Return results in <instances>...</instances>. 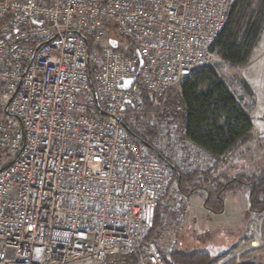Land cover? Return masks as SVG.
Masks as SVG:
<instances>
[{
    "label": "built area",
    "instance_id": "obj_1",
    "mask_svg": "<svg viewBox=\"0 0 264 264\" xmlns=\"http://www.w3.org/2000/svg\"><path fill=\"white\" fill-rule=\"evenodd\" d=\"M229 1L0 0V149L12 157L0 170V264H123L138 250L140 264H166L149 232L173 178L157 153L177 143L176 123L150 147L127 127L225 63L210 48Z\"/></svg>",
    "mask_w": 264,
    "mask_h": 264
},
{
    "label": "trees",
    "instance_id": "obj_2",
    "mask_svg": "<svg viewBox=\"0 0 264 264\" xmlns=\"http://www.w3.org/2000/svg\"><path fill=\"white\" fill-rule=\"evenodd\" d=\"M109 28L113 33V26L109 25ZM263 29L264 0H230L225 28L210 48L212 54L227 64L217 65V71L226 82L213 69H200L186 77L176 91H170L173 95L166 103L169 114L163 111L159 115L162 117L167 113L172 118L178 117L182 137L215 159L214 167L205 172L183 175L175 167L172 169V182L176 183L178 193L187 199L199 196L203 199L204 209L213 214L222 213L227 196L244 191L247 192L249 211L264 214L263 170L250 176L233 177L219 172L221 165L254 140L253 125L248 115L256 99L250 87L240 80L236 68L248 66ZM144 108L146 111L157 108L151 95H144ZM142 117L143 120L150 118L148 114ZM142 125L144 132L139 134L127 127V133L150 147L155 132L145 122ZM258 137L264 138V134ZM157 157L162 158L159 153ZM160 210L159 202L153 228L149 232V237L154 240L155 230L160 228ZM259 232L260 242L264 245V217ZM252 241L248 239L247 244ZM233 250L217 256L208 252L171 251L163 258L166 264H264V247L244 252L236 258H231ZM140 261L141 252L138 250L123 264H140Z\"/></svg>",
    "mask_w": 264,
    "mask_h": 264
},
{
    "label": "rangeland",
    "instance_id": "obj_3",
    "mask_svg": "<svg viewBox=\"0 0 264 264\" xmlns=\"http://www.w3.org/2000/svg\"><path fill=\"white\" fill-rule=\"evenodd\" d=\"M122 45L123 42H119V47ZM217 65L215 71L226 82L224 76L217 71ZM236 70L240 80L252 90L256 104L248 115L253 125L254 140L239 150L226 164L219 167L220 173L231 177L250 176L258 170L264 171V138L258 137L264 134V29L248 66L236 68ZM172 92L168 95L167 102L173 95ZM163 111L168 113L167 104L160 112L149 115V117L154 116L153 118L143 120V117H132L129 127L140 134L144 132L142 123L145 122L155 132V137L151 142L153 143L158 138L161 123H164L165 127L169 126V129H172L171 125L176 123L174 130L178 132L177 143L173 146V143L165 140L162 145L160 144L158 153L161 156L166 155L169 163L183 175H189L191 171L188 160L194 164H202L207 169L212 160L190 148L181 135V120L178 117L167 116V113L165 116H159ZM11 159L8 152L0 149V168L9 163ZM160 203V214L163 213V209L167 210V214L163 218L160 217L162 227L155 230V241L161 246L158 247L163 255H168L171 251H182L198 254L208 252L217 256L234 249V256L231 258H236L244 252L264 247L260 242L259 232L264 214L249 211L246 191L227 196L224 210L220 214L205 210L203 199L199 196L187 199L180 195L175 182H172L165 199ZM248 239L253 240L250 245L247 244Z\"/></svg>",
    "mask_w": 264,
    "mask_h": 264
},
{
    "label": "water",
    "instance_id": "obj_4",
    "mask_svg": "<svg viewBox=\"0 0 264 264\" xmlns=\"http://www.w3.org/2000/svg\"><path fill=\"white\" fill-rule=\"evenodd\" d=\"M109 43H110V45H111L112 48H116L117 47V41H115V40H109ZM140 65H142V63H140ZM133 82H134V79H131V80H128V81H123V84L119 88L126 89ZM171 169H173V167H171Z\"/></svg>",
    "mask_w": 264,
    "mask_h": 264
},
{
    "label": "crops",
    "instance_id": "obj_5",
    "mask_svg": "<svg viewBox=\"0 0 264 264\" xmlns=\"http://www.w3.org/2000/svg\"><path fill=\"white\" fill-rule=\"evenodd\" d=\"M194 198V197H193ZM192 198V199H193ZM160 205H161V203H160ZM166 212V213H165ZM167 214V210L166 209H163V213L161 214V216L160 217H164V215H166ZM162 218H160V223H159V225H158V227H162L161 225H162ZM153 239V238H152ZM154 240V239H153ZM155 241V240H154ZM156 242V241H155ZM157 246H160L159 244L157 245ZM161 247V246H160ZM159 248V247H158ZM160 250V249H159ZM162 252V251H161Z\"/></svg>",
    "mask_w": 264,
    "mask_h": 264
},
{
    "label": "bare ground",
    "instance_id": "obj_6",
    "mask_svg": "<svg viewBox=\"0 0 264 264\" xmlns=\"http://www.w3.org/2000/svg\"><path fill=\"white\" fill-rule=\"evenodd\" d=\"M169 124V123H168ZM177 131V130H176Z\"/></svg>",
    "mask_w": 264,
    "mask_h": 264
}]
</instances>
